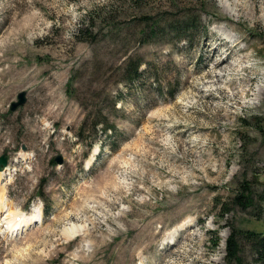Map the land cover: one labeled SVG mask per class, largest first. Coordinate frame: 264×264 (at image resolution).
Segmentation results:
<instances>
[{"label": "rangeland", "instance_id": "374dc122", "mask_svg": "<svg viewBox=\"0 0 264 264\" xmlns=\"http://www.w3.org/2000/svg\"><path fill=\"white\" fill-rule=\"evenodd\" d=\"M0 157V264H226L264 233V0H0Z\"/></svg>", "mask_w": 264, "mask_h": 264}, {"label": "trees", "instance_id": "16d2710c", "mask_svg": "<svg viewBox=\"0 0 264 264\" xmlns=\"http://www.w3.org/2000/svg\"><path fill=\"white\" fill-rule=\"evenodd\" d=\"M194 28L192 20L190 18L182 21L181 23L176 21L169 26V32L174 35L175 39H185V32ZM81 30H79L80 32ZM182 36V37H181ZM141 63L133 64L129 60L125 66L124 73L127 75L125 83H133L138 81L141 76V71H139ZM102 124L101 132L106 134L107 132H115L112 125L108 123H100L99 121L93 124V129L95 126ZM85 127L80 128V132H83ZM80 139H83L82 135H79ZM250 188L247 184H242L240 191L233 196L232 201L241 206L244 210L251 207L254 203L251 199ZM49 211L45 210V215ZM244 240L249 247L252 257L251 262H247L240 255V244L239 241ZM218 238L215 239L214 245L218 246ZM225 262L226 264H264V233H256L254 231H237L231 229L225 244Z\"/></svg>", "mask_w": 264, "mask_h": 264}, {"label": "bare ground", "instance_id": "6f19581e", "mask_svg": "<svg viewBox=\"0 0 264 264\" xmlns=\"http://www.w3.org/2000/svg\"><path fill=\"white\" fill-rule=\"evenodd\" d=\"M216 54H217V48H216V52H214V56ZM225 61L226 60L217 62L216 66L218 68H220L224 64ZM89 165H88V167H89ZM0 178H1V173H0ZM4 195H5V191L3 190V195L0 197V199H1V202H0V213L2 211H4L5 206L8 205L7 203L5 205V200H3ZM33 218H28L27 215H25L23 213H20V212H17V211H12V209L9 208L8 215L4 219V220H6L5 224H7L6 229L5 230L3 229L4 230V233H3L4 234V238H6V240L9 241L10 237L13 238V236H14L13 234L19 233L20 231H25V229L28 228V226L32 223ZM64 233H65L66 238H69V239L70 238H74V236L82 235L81 231L78 230V229H75V230L72 229L71 231L64 232Z\"/></svg>", "mask_w": 264, "mask_h": 264}, {"label": "water", "instance_id": "95a60500", "mask_svg": "<svg viewBox=\"0 0 264 264\" xmlns=\"http://www.w3.org/2000/svg\"><path fill=\"white\" fill-rule=\"evenodd\" d=\"M26 103V93L21 92L17 96V101L11 103L10 110L12 112L16 111V109L20 106H23ZM56 164H62V158L60 156H57L55 159ZM6 166V159L4 157H0V170L2 167Z\"/></svg>", "mask_w": 264, "mask_h": 264}]
</instances>
